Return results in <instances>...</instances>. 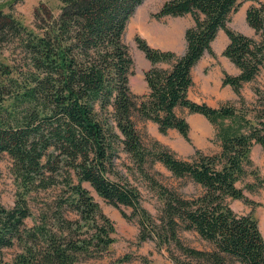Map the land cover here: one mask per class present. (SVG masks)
I'll list each match as a JSON object with an SVG mask.
<instances>
[{
	"label": "trees",
	"instance_id": "obj_1",
	"mask_svg": "<svg viewBox=\"0 0 264 264\" xmlns=\"http://www.w3.org/2000/svg\"><path fill=\"white\" fill-rule=\"evenodd\" d=\"M59 1L58 17L38 10L33 31L0 10V44L17 43L20 51L10 64L0 62V156H10L22 186L13 208L0 203V254L16 245L21 250L7 264H78L80 257L114 243L112 222L84 184L114 208H131L132 216L121 211L128 220L137 218L139 240L166 247L174 264H264L257 219L231 207L233 201L252 204L239 184L252 165L253 147L264 150V98L254 120L233 106L214 108L189 98L193 69L206 54L213 55L221 31L229 39L223 56L240 70L236 76L225 73L223 86L240 95L245 84L256 80L264 68V40L236 33L227 24L250 3L246 21L256 34L264 33V0L165 2L157 19L191 16L193 26L185 33L182 56L137 38L151 64L145 73L148 93L142 96L131 91L134 62L123 39L146 0ZM181 110L202 115L217 128L218 155L198 151L186 161L158 141L143 142L135 118L156 124L163 135L175 130L190 142V124ZM122 154L152 182L162 203L157 217L142 207L139 189L119 178L116 163ZM156 163L173 178L192 181L200 193L186 197L149 178L146 168ZM53 188L62 195L51 214L28 228L27 196ZM65 209L80 217L88 236L82 238V226L66 219ZM182 232L196 233L210 248L186 245Z\"/></svg>",
	"mask_w": 264,
	"mask_h": 264
},
{
	"label": "rangeland",
	"instance_id": "obj_2",
	"mask_svg": "<svg viewBox=\"0 0 264 264\" xmlns=\"http://www.w3.org/2000/svg\"><path fill=\"white\" fill-rule=\"evenodd\" d=\"M167 1L169 0H146L136 10L126 28L123 41L134 62L133 75L130 78V87L134 95L142 96L148 93L145 73L151 68L150 62L138 47L137 38L145 40L155 49L162 51L171 49L177 56H182L186 50L185 33L193 26V19L191 16L157 19L156 14ZM250 5L246 3L234 13L227 27L236 33L262 41L264 33L256 34L246 21V12ZM42 7L58 17L61 2L59 0H0V10L12 14L28 31L34 30L36 14ZM228 44L229 39L226 33L221 31L212 44L213 55L206 54L193 69L194 85L189 92V98L199 104L205 103L214 108L225 105L233 106L238 113L247 114V118L254 120L256 106H260V97L264 98V68L255 81L243 86L240 95L236 94L232 87L223 86L225 73L232 76L240 73V70L223 56ZM19 53L17 43L0 44V62L10 64L12 60L19 58ZM21 64L24 62L20 63L19 68H22ZM179 113L185 116L190 124V142H187L175 130L163 135L156 124L135 118L136 127L143 142L151 146L153 142L158 141L174 152L179 159L186 161L192 160L198 151L207 156L218 155L221 152V143L216 137L217 128L202 115L189 114L186 110H181ZM251 160L252 165L248 168L247 176L239 187L244 189L246 197L252 201V204L233 201L231 207L239 215L252 214L257 219L264 237V150L261 146L253 147ZM116 165L119 178L129 181L139 189L142 196V207L153 217H157L162 203L152 187V182L135 169L126 154L121 155ZM146 172L149 178L161 185L178 190L186 197L200 193V188L192 181L173 178L172 174L159 163L147 167ZM251 184H262V187L256 191H250L248 187ZM84 186L98 203L101 212L112 222L115 229L112 238L115 241L102 252L91 251L92 253L80 257L78 264H174L166 247H159L154 240L145 242L139 240L140 226L137 218L128 220L122 215L123 211L127 216H132L131 208L122 207V211L118 210L100 198L89 184H84ZM21 193L22 186L20 180L14 175L13 161L8 154H2L0 156V203L5 208L11 209ZM60 195H62L60 188L29 194L27 201L32 217L26 220L27 227L31 228L39 223L43 215L49 216L50 208L54 207ZM63 212L66 219L78 222L82 226V238L88 236L84 235L87 228L76 213L68 209ZM99 222V224L103 223ZM180 236L182 241L190 247L210 248V244L194 232H182ZM75 240L78 239L75 238ZM20 252L17 245L11 249H4L0 254V259L3 264L11 263Z\"/></svg>",
	"mask_w": 264,
	"mask_h": 264
},
{
	"label": "crops",
	"instance_id": "obj_3",
	"mask_svg": "<svg viewBox=\"0 0 264 264\" xmlns=\"http://www.w3.org/2000/svg\"><path fill=\"white\" fill-rule=\"evenodd\" d=\"M169 51H172V52H173V50H171V49H170ZM150 65H151V64H150ZM150 67H151V66H150Z\"/></svg>",
	"mask_w": 264,
	"mask_h": 264
}]
</instances>
